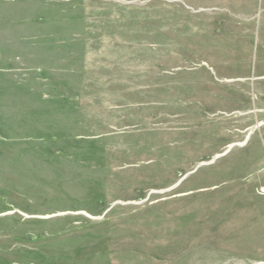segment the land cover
Returning <instances> with one entry per match:
<instances>
[{"label": "rangeland", "instance_id": "1", "mask_svg": "<svg viewBox=\"0 0 264 264\" xmlns=\"http://www.w3.org/2000/svg\"><path fill=\"white\" fill-rule=\"evenodd\" d=\"M263 100L264 0H0V264H264Z\"/></svg>", "mask_w": 264, "mask_h": 264}, {"label": "flooded vegetation", "instance_id": "2", "mask_svg": "<svg viewBox=\"0 0 264 264\" xmlns=\"http://www.w3.org/2000/svg\"><path fill=\"white\" fill-rule=\"evenodd\" d=\"M255 112H256V115L257 114H259V115L262 114V116H264V100L262 101V108L261 107L258 108ZM245 130L249 131V127H245Z\"/></svg>", "mask_w": 264, "mask_h": 264}]
</instances>
